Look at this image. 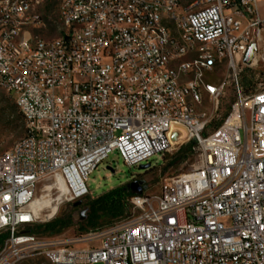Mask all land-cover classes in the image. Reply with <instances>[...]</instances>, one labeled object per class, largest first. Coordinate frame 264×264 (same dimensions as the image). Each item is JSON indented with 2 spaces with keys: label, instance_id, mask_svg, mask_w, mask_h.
Masks as SVG:
<instances>
[{
  "label": "built area",
  "instance_id": "1",
  "mask_svg": "<svg viewBox=\"0 0 264 264\" xmlns=\"http://www.w3.org/2000/svg\"><path fill=\"white\" fill-rule=\"evenodd\" d=\"M43 4L0 0V20L8 21V32L0 27V83L26 118L25 141L0 155V234H6L0 264L20 255L49 264H264V85L245 94L240 82L246 67L264 62L261 1L160 3L181 14L177 28L185 24L196 36L194 57L181 52L175 59L185 68L189 93L197 97L202 66L216 71L214 48L231 51L226 82L211 84L208 124L183 105L179 81L152 51L151 34L149 43L141 42L139 0H61L62 36L54 43L35 34L45 27ZM199 5H206L205 14H198ZM29 7L36 16L21 17ZM75 29H82V39H75ZM252 44L257 50L247 65ZM202 50L212 58H201ZM159 68H166V78H159ZM188 69H195V81H187ZM229 89L234 100L223 110ZM187 142L196 153L189 171L165 178L157 193L133 196V212L81 241L22 229L39 220L31 205L40 186L59 192L60 181L66 190L60 203L82 199L90 194L88 175L111 152L139 166ZM79 242L88 246L75 248Z\"/></svg>",
  "mask_w": 264,
  "mask_h": 264
},
{
  "label": "rangeland",
  "instance_id": "2",
  "mask_svg": "<svg viewBox=\"0 0 264 264\" xmlns=\"http://www.w3.org/2000/svg\"><path fill=\"white\" fill-rule=\"evenodd\" d=\"M61 0H44V4L41 8V13L45 22V27L40 31H35V34L45 38L51 39L60 35V22L58 19V6ZM264 4V2H262ZM264 13V7H263ZM223 74L219 72L215 75V81L220 80ZM240 82L245 94L253 91L264 85V62L258 60L253 66L246 67L241 75ZM234 100V92L229 89L226 99L222 103L223 110L227 104ZM205 107L209 109L205 103ZM12 110L18 111L13 97L0 90V154L8 151L13 144L24 136L19 123L13 122L10 113ZM214 117L212 118V120ZM211 120V122H212ZM25 122V121H24ZM26 126V125H25ZM188 143L180 145H173L169 151L164 154H159L148 160L150 167L146 170H141L138 166H127L123 163L122 159L118 155L117 151H113L108 154L107 158L99 164V166L91 171L88 175L87 186L90 192L89 195L82 199L73 201H63L58 205L57 213L52 218L40 217L35 223L28 224L22 227V229L33 228L38 225L47 224L55 219H62L70 222V224L57 234L50 235L47 232L34 234L41 238L47 239H62L64 241H81L83 237L91 230L108 224V221L100 219L96 226L89 227L84 222L87 219V205L90 200L95 199L97 196L107 192L108 190L123 185H131L136 182L141 187L139 194H154L159 191L160 184L165 178L170 176L189 171L196 161V153L192 143L191 149H183L181 147ZM107 166L113 169V172L107 169ZM138 175V181H129L133 176ZM130 188V187H129ZM131 189V188H130ZM137 192V191H136ZM47 192L42 186L36 193V198L40 197ZM59 192L52 189L49 192L50 198L54 199L53 204L56 203V198ZM77 202H79L77 204ZM76 204V205H75ZM48 210H45L44 214H48ZM129 212H133L132 208ZM136 212V211H135ZM80 213L83 214L84 219H80ZM88 244L85 242H79L74 245L75 248H85ZM25 264H46L44 258L35 257Z\"/></svg>",
  "mask_w": 264,
  "mask_h": 264
},
{
  "label": "bare ground",
  "instance_id": "3",
  "mask_svg": "<svg viewBox=\"0 0 264 264\" xmlns=\"http://www.w3.org/2000/svg\"><path fill=\"white\" fill-rule=\"evenodd\" d=\"M167 0H153L149 5V0H139V5L144 6L141 11L140 27L143 33H140V40L142 43H149L148 33L151 34L152 39V51L159 52L161 65L168 66V73L170 78H176L178 82L179 97L183 105H187L191 113L200 114V124H208L214 117V101L213 90H211V84L223 85L227 80V73H231L233 68V60H231V51L229 48H214V61L213 68L216 71H211V66H202L201 78L196 79L195 69H188L187 81H195L196 79V92L197 97L186 90L185 80V68L178 63L175 59H181V52L183 57H194L196 52V36L193 34V30L186 29L185 24H178V28L175 23H181V14H172L169 9H164V5L160 3H166ZM206 13V5L198 6V14ZM154 17V20L151 19ZM36 7H29L27 10H21V17H35ZM0 17H5V7H0ZM156 20V21H155ZM158 26L160 30L158 29ZM1 32H8V21L0 20ZM168 38H165V34ZM62 36V27H60V35L55 38L45 39V43H54L60 41ZM75 39H82V29H75ZM175 45V46H172ZM180 48L178 50L177 48ZM201 58L211 59V50H202ZM224 59V61H223ZM221 72L223 77L215 81V75ZM159 78H166V68H159ZM0 90L4 91V83H0ZM199 99V103H198ZM205 103L209 109L205 107ZM18 111L19 108L17 107ZM26 125V118H23ZM26 127V126H25ZM181 136L185 135L183 128H179ZM25 141V134L22 138L16 141L10 148H16L20 143ZM175 144V143H173ZM10 149L0 155H7ZM57 188L59 195L56 198V203L53 204L54 199L50 198V189L47 188V194L35 198L32 203L34 214L40 218L42 216L46 218H52L58 210L60 204V196L66 192L63 184L58 181ZM45 210H48V214H44ZM35 257H29L27 255H20L13 259L12 264H25L30 259ZM45 260V257H42ZM205 259H212V251H205ZM49 264V263H46Z\"/></svg>",
  "mask_w": 264,
  "mask_h": 264
},
{
  "label": "trees",
  "instance_id": "4",
  "mask_svg": "<svg viewBox=\"0 0 264 264\" xmlns=\"http://www.w3.org/2000/svg\"><path fill=\"white\" fill-rule=\"evenodd\" d=\"M13 122H18L19 127L25 134V122L19 111L12 110L10 113ZM192 143H188L182 146L181 151L185 148L191 149ZM139 195V192L131 190L128 186H117L107 192L97 196L95 199L90 200L86 203L88 216L85 220V224L89 227H95L100 219L112 223L119 220L130 212L132 208L130 204V199L133 196ZM108 223V224H109ZM70 222L62 219H55L47 224L38 225L33 228L24 229V231L30 234H37L42 232H47L50 235H54L66 228ZM6 234H0V245L5 239Z\"/></svg>",
  "mask_w": 264,
  "mask_h": 264
},
{
  "label": "water",
  "instance_id": "5",
  "mask_svg": "<svg viewBox=\"0 0 264 264\" xmlns=\"http://www.w3.org/2000/svg\"><path fill=\"white\" fill-rule=\"evenodd\" d=\"M257 50L256 48V45L255 44H252L250 45V47L248 48L246 54H245V57H244V63L247 64V65H250L254 59V53L255 51ZM176 136V134H173L172 135V139H174ZM150 167V164L149 163H146V164H142V165H139L138 168L141 169V170H146ZM107 169L112 171L113 172V169H111V167L107 166ZM128 187L131 188V190L133 191H137L139 192L141 190V187L137 185L136 182H133L131 185H126ZM79 202H77L78 204ZM76 205V204H75ZM80 219L83 220L84 217H83V214L80 213Z\"/></svg>",
  "mask_w": 264,
  "mask_h": 264
},
{
  "label": "flooded vegetation",
  "instance_id": "6",
  "mask_svg": "<svg viewBox=\"0 0 264 264\" xmlns=\"http://www.w3.org/2000/svg\"><path fill=\"white\" fill-rule=\"evenodd\" d=\"M138 175H139V174L133 176V177H132L129 181H127V182H131V181H135V180L138 181Z\"/></svg>",
  "mask_w": 264,
  "mask_h": 264
},
{
  "label": "crops",
  "instance_id": "7",
  "mask_svg": "<svg viewBox=\"0 0 264 264\" xmlns=\"http://www.w3.org/2000/svg\"><path fill=\"white\" fill-rule=\"evenodd\" d=\"M261 1V13H262V15L264 16V13H263V7H264V4H262V2H264V0H260Z\"/></svg>",
  "mask_w": 264,
  "mask_h": 264
}]
</instances>
